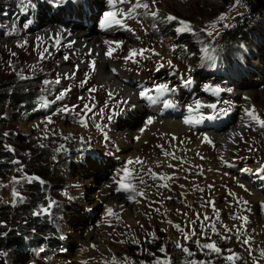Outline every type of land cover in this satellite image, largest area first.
<instances>
[{"label": "rangeland", "instance_id": "obj_1", "mask_svg": "<svg viewBox=\"0 0 264 264\" xmlns=\"http://www.w3.org/2000/svg\"><path fill=\"white\" fill-rule=\"evenodd\" d=\"M8 1L0 0V90L9 83L33 79L40 84L41 100L40 109L29 114L7 105L6 100L4 105L0 103V152H10L12 160L0 166V238L20 229L17 219L21 216L14 211L32 195L29 192L32 186L37 194L43 192L49 197L47 206L36 211L38 219L48 216L45 229L49 233L40 246L33 247L26 238L17 247H8L0 254V264H154L157 258L170 260L171 264H187L190 260L232 264L225 259L232 253L240 257L235 264H264L261 255L264 252V204L254 201L251 193L261 190V186L264 189V173L257 175L264 166V128L246 112L254 109L253 115L264 120V13L262 18L251 13L246 0L240 3L236 0H196L186 4H181L184 0H175L180 4L156 0L155 17L150 11L144 14V9L133 13L128 27L135 38L119 34L113 38L117 49L111 59L105 58V69L109 64L115 65L131 78H137V72H141L143 78L155 79L158 84L170 87L182 86L180 79L189 78L200 93L205 92L207 88L202 86L207 83L212 97H208L207 92L199 96L205 98L207 105L216 103L217 111L208 113L213 108L205 109L206 114L200 109L207 105H195L191 107L194 116L190 120L195 122L213 115L233 118L232 112H225L231 102L229 110L235 113V124L222 133H196L191 123L185 122L176 134L157 129L139 143L142 163L128 164L123 158V143L112 134L129 130L131 125L139 129L143 120L130 121L126 125L122 121L123 114L116 118L113 115L123 110L118 105L125 99L117 97L121 100L118 101L103 88L97 91L99 79L108 78L98 72L100 64H104L103 57L78 59L75 51L67 50L66 41H33L39 28L30 30V27L36 25L33 19L37 15L43 20L54 18L52 23L57 27L56 10H70L76 0ZM147 2L151 4V0ZM13 3L19 6L11 5ZM48 6L55 11H48ZM117 7L128 9L131 5L118 4ZM222 14L223 20L220 19ZM169 15L178 19L169 21ZM181 20L188 22L191 31H177L182 27ZM28 21L31 23L25 27ZM243 21H252L249 27L253 26L257 35L253 36L254 42L249 48L242 46L239 58H230V67L225 66L224 60L219 58L223 52L221 36ZM82 28L86 27L79 25L78 31L84 30ZM8 32L11 37H4ZM116 42H120V47ZM132 49L150 51L143 57L135 56V64L129 65L131 59L123 60L122 55L128 57ZM61 62L63 67L59 66ZM141 62H146V67ZM174 68L179 73L178 79L170 77L176 73ZM217 81L229 82L226 90L217 93ZM230 88L233 98V92H227ZM125 89L133 94L130 87ZM61 92L65 93L63 98L56 99ZM242 93L246 95L244 99ZM186 106H190L188 101ZM65 108L68 111H62ZM99 114L103 116L97 117ZM81 119L85 122L83 125ZM214 122L211 118L199 124ZM238 127L242 140L231 145L225 155H220L223 147L217 144L215 137H223ZM199 138L202 139L201 148L196 146ZM120 164L131 171L130 182L143 193L142 196L116 191V181L124 175ZM244 167L241 173L237 172ZM30 177L37 179L29 182ZM94 177L97 187L90 190L87 183ZM255 177L259 180L252 182ZM13 178L19 182H14ZM103 184H110L113 192L95 195ZM14 191L17 196L13 195ZM259 193L263 194L259 198L264 197V190ZM91 196L92 204H96L94 208L87 202ZM109 208L112 214L108 213ZM205 216L208 219H204ZM233 217H247V222ZM212 224L228 239L214 234L210 228ZM174 225H180L182 231ZM225 225L231 231H225ZM78 227L83 233L93 228L100 234V241L95 237L96 247L92 251L81 248L83 234ZM38 238L34 243L40 240ZM244 240L248 243H243ZM196 241L200 244L215 241L222 252L216 254L201 249ZM99 242L106 246L105 250L97 247ZM178 244L193 255L182 251ZM161 247L165 248V253L160 251Z\"/></svg>", "mask_w": 264, "mask_h": 264}, {"label": "bare ground", "instance_id": "obj_2", "mask_svg": "<svg viewBox=\"0 0 264 264\" xmlns=\"http://www.w3.org/2000/svg\"><path fill=\"white\" fill-rule=\"evenodd\" d=\"M61 1L64 2L65 0H61ZM159 1H163L164 4H171V2L172 3L175 2V4L176 3L180 4V2L178 1L176 2L175 0H159ZM195 1L196 0H184L183 1L184 3H181V4H186L189 2L194 3ZM75 2H76V5L71 7L70 10L68 9L56 10L57 11L56 15L59 19L57 20V24H58L57 27L52 23V21H54V18H52V20H50L49 18H46L43 20L37 15L35 17V20L33 19V22L35 21L36 25L34 27L32 26L30 27V30L32 29L36 30L37 28H39L38 30H36L38 33L34 36L33 41L36 40L40 43L53 41V40L54 41L59 40L60 43H63L66 41L65 46H67V50L70 52L75 51V55H77L78 59L80 58H83L84 60H86V58L101 59L103 57L104 64H100L98 68V72L100 76L107 75L108 78L102 77L99 79L98 81L99 88L97 91L101 92V88H103V89L108 90V93H111V95L115 96L114 97L115 99H118L117 97H120L123 100L125 99L123 104L118 105L120 107H123L124 109L122 111L120 110V111L114 112L113 115L115 114V118H116L117 115L123 114L122 118L124 119L122 121H124L126 125L130 121L131 123H137L138 121L143 120L142 124L140 125L141 127L140 128L138 127L139 129H136V127L131 125L129 130L123 131L121 133L112 134V137H114L118 142L123 143L122 144L123 146L120 145L122 147V150L125 151V154H123V158L127 162L129 160L133 161L132 164H134L135 161H137V158L141 156L139 154V151L141 152L142 147H139V143L147 140L150 133L156 131L157 129L159 130L161 129L162 131L163 129H165V130L174 131L175 132L174 134H176L178 130L179 131L182 130L185 119L190 120V118L194 116L193 112L187 111L189 109V107H186L187 101L190 97L200 94V91L199 89H197L196 83L191 81V83L183 84L182 86H178V87L169 86V89H174V91L166 92L164 95H162L159 98V100H157L156 103H151L148 100L141 98L139 93L141 92L142 89L144 88L152 89L156 85H158L155 79L153 80L151 78H143V74L141 72H137L138 73L137 78H131L127 76L123 72V70H120L119 67H116L115 65H112V64H109V67L105 69L106 60L108 59V57L109 59H111V55L114 54L117 49L113 43L111 44L105 43V41L113 42V38L116 36V34L109 33L107 31V27H101L102 22L107 23V21H105L104 14L106 12H109L112 8V6L109 5L108 0H76ZM105 4H107L106 7H105ZM47 8H48L47 9L48 11L49 10L55 11V9L51 10L49 6ZM92 17H93V20H91ZM96 22H98L97 26L94 25ZM68 23L72 24V26L68 25ZM123 23L126 25L125 27H119V26H114V27L119 28L120 35H127V36L133 37L135 34L128 27L131 21L127 19V20H124ZM79 25H82L86 28H82L84 30L78 31ZM69 27H72V29H70ZM110 48L112 49V53L109 56L106 53H108ZM105 58L107 59L105 60ZM68 62H71V59L68 60ZM145 63L146 62H141V65L143 67H146ZM128 64L133 65L132 60H130ZM63 65L64 63L62 62L59 64V66L61 67H63ZM137 69L139 70V68ZM116 83L118 84L120 83L121 86H119ZM127 86L128 88L130 87V89H139L140 92L138 93V96H136L135 94L136 92L133 91V94H131L128 90H126L125 87ZM202 87L207 88V83L203 85ZM178 89H186V94H183V92L178 94L177 93ZM150 95L155 96V92L150 93ZM240 95L243 97V99L246 96L243 93ZM118 101H121V100L118 99ZM165 102L171 104L172 106L165 107ZM195 105L197 104H193L191 105V107ZM159 106H162V110H158ZM101 115L103 116V114H99L97 117H101ZM210 117L217 119L220 122V124L223 125V127H225V125H227L230 121L233 120V118L228 117V115H222V116L213 115ZM91 118H95V117L92 116ZM149 118H152L151 123H148ZM101 120L103 121V119ZM196 121L190 124L191 129L195 128ZM87 122L91 123L90 121H87ZM231 125H233V123ZM225 129L226 128L221 129V130L220 129H215V130L198 129L199 131H196V128H195L193 131L196 133L197 132L222 133V131H224ZM239 132H240V128L238 127L236 130H231L230 132L228 131V133L224 134L223 137L222 136L220 138H217L218 136L215 137L217 140V144L223 147L222 148L223 151L219 152V154L221 153L220 155H222V153L223 155H225L226 152L229 151L231 145L235 146L238 142L242 140L243 135H239ZM201 144H202V139L199 138L196 146L199 147ZM167 161L168 160H165V162ZM124 167H125V164L119 165L120 170H123ZM244 169L245 167L241 168L239 173H241ZM92 176H95V175H92ZM258 180H259V177H255L252 179V182H255V181L257 182ZM95 181H97L96 177H94L92 180H89L88 183L86 182L87 187H89L90 190H93L94 188L97 187L94 184ZM262 188H263L262 186L259 187V189H262ZM81 192L83 191L81 190ZM109 192H113L112 186L110 184L108 185L103 184L99 187V192H95V195H98L99 193L106 194ZM251 193L252 195H254L253 197L254 201H256L257 203L261 202L264 204V197L261 196L259 198V195H263V194H260L259 191L256 192L255 190H253ZM92 199H93L92 196L88 197L87 199V202L91 203L90 208L96 207V204H92L91 202ZM78 229L81 232V227H78ZM81 234H83L81 248L83 249L87 248L89 251H92V249L96 247L95 237L98 238L97 241H100V234L96 233L93 230V228L86 229V231L84 233L82 231ZM99 243L100 244L97 245V247L98 248L101 247L102 250H105L106 246L102 244L101 242Z\"/></svg>", "mask_w": 264, "mask_h": 264}, {"label": "trees", "instance_id": "obj_3", "mask_svg": "<svg viewBox=\"0 0 264 264\" xmlns=\"http://www.w3.org/2000/svg\"><path fill=\"white\" fill-rule=\"evenodd\" d=\"M246 1L249 11L262 18L264 13V0ZM11 5H15V7L19 6L16 3ZM251 22L246 23L243 21V23L238 24L235 29L225 31L222 34L221 42L223 45V52L219 54V58L224 60L225 66L230 67L229 60L231 57L239 58L242 55L240 52L242 46L249 48L251 46V42H254L253 36H256L257 32H255L253 26L249 27ZM32 80H20L15 83H9L8 85L2 87L0 90V103L4 105V100H6L7 105L15 106L18 108V111H22L25 114L39 110V104L41 100L39 88L40 84L38 81ZM10 154V152H0V166H6V161H12L9 159ZM30 188L31 190L29 192L32 195L26 202L17 207V211H14V214H19V216H21L19 219H17L18 227H20V229L17 228L15 231L8 232L4 237L0 238V254H2L3 251H7L6 249L10 246L17 247L23 243L22 240H25L26 238L27 241H31V245L33 247L38 246V244L40 246L42 244L41 242L43 238H46L47 234L49 233V231L45 229L48 226V216L44 215L38 219V213H36L39 208H44L47 206L49 197L48 195H44L43 192L37 194V191L33 186ZM14 214L12 213L13 216ZM37 237H39L38 239L40 240L34 243V240Z\"/></svg>", "mask_w": 264, "mask_h": 264}, {"label": "snow or ice", "instance_id": "obj_4", "mask_svg": "<svg viewBox=\"0 0 264 264\" xmlns=\"http://www.w3.org/2000/svg\"><path fill=\"white\" fill-rule=\"evenodd\" d=\"M108 3H109V5L112 6V8L114 10L106 12L104 14L105 21H107V23L102 22L101 23V27H111V26L125 27L126 25L123 23V21L126 20V19H129V18H133V13H136L138 9H144L145 10L144 14H146V15L149 14V11H150V14L152 16L155 17L157 15V12L154 10L155 4H156V0H151V4H149L147 2V0H108ZM236 3H240V0H236ZM118 4L119 5L127 4V5H131V7H129L127 9V11H125L123 8H118L117 7ZM31 6L34 7V5H31ZM25 7H27V5ZM118 13L120 15H118ZM224 18H225V16L222 14L220 19L223 20ZM177 19H178L177 17L171 16V15H169L167 17V20H169V21H173V20H177ZM30 23H31V21H28V23L25 24V27H27L28 24H30ZM179 23L182 25V27L177 29L178 32L191 31V28H190V25L188 24V22H185V21L181 20V21H179ZM212 27L214 28L215 24H213ZM208 34L211 35V33H208ZM56 42L59 43V40H57ZM105 43L106 44H111L113 42L105 41ZM116 44H117V47H120V42H116ZM147 51H150V50L149 49H140V50L132 49V50H130L128 57H126L125 59L126 60H130L131 59L132 62L135 63L136 61L133 58L135 56H137V55L143 57V54L145 52H147ZM111 53H112V49L110 48L108 53H106V54L110 56ZM154 54L159 55L158 53H154ZM13 55H15V54L13 53ZM44 58L45 57L43 56V54H41V59H44ZM64 59L67 60L68 57L65 56ZM168 63L171 65V61H169ZM161 67H162V65H161ZM59 82H60L59 79H57L56 83H59ZM185 82L186 83H191V80H188V81H185ZM168 91H174V89H169V86L167 84H158L152 89H149V88L142 89L139 94H140L141 98L146 99V100H148L151 103H156L157 100H159V98L162 95H164L166 92H168ZM215 91L218 93L220 91V89H216ZM152 92H155V96L150 95V93H152ZM64 95H65V93L61 92L56 97V99H62ZM109 95L111 96V93H109ZM199 103L200 102L197 101V105H199ZM171 106H172L171 104L165 102V107H171ZM85 107L87 108V105H85ZM207 107L215 108L216 105H207ZM188 110H189V112H192L191 106H189ZM62 111H68V109L67 108L62 109ZM89 111H91V109H89ZM246 112H247V115H249L252 119L257 120L259 122L260 126L262 128H264V120H260L259 117L253 115L254 109L246 110ZM209 119H211V117H209ZM48 122L49 123L52 122L51 121V117L48 118ZM80 122H81L82 125L85 123L83 119H81ZM151 122H152V118H149L148 123H151ZM184 122L186 124H189V123H192L193 121L185 119ZM196 122L199 123L200 121H196ZM97 127L99 128L100 126L97 125ZM5 135H7V133H5ZM205 139H207V137H205ZM166 155H167V153H166ZM14 162L18 163L17 161H14ZM136 162L137 163H142V161H140L139 158H137ZM132 163H133V161H131V160L128 161V164H132ZM169 167H171V165H169ZM123 173H124V175L120 178V180L116 181V183L118 184V187L116 188V191L117 192L124 191V192H129V193L135 192L136 195H141L142 196L143 193L142 192H138L135 189V186L130 182L129 177L132 176L131 171L127 167H125L123 169ZM260 173H264V166H262L258 170L257 175H259ZM152 175H153V178H156V174L155 173H153ZM13 179H14V182H17V183L19 182L18 180H16V178H13ZM33 179H37V178L36 177L28 178L29 182H31V180H33ZM41 183H43V182L41 181ZM164 186L166 187L167 185H164ZM240 187L244 188V185L241 184ZM245 190L247 191V189H245ZM13 195L17 196L18 193H16L14 191ZM209 203H212V202H209ZM245 203H247V202L245 201ZM213 210L216 211L217 217H219V211L215 209L214 204H213ZM107 211H108L109 214H112V209L111 208H109ZM233 218H235V219H243L245 221V223L247 222V217H233ZM204 219H208V217L205 216ZM174 227L178 231H182L181 228H180V225H174ZM210 228H211V231L214 234L220 235L222 239H228V237L224 236L222 233L217 232L215 224L210 225ZM224 228H225V231H231V229H228L226 225L224 226ZM193 235H195V232H193ZM185 238L186 239L188 238L187 235L185 236ZM243 243L247 244L248 240H244ZM196 244L201 249L210 250V252H212V253L220 254L222 252V249L217 246L215 241L210 242V243H206V244H200L199 241H196ZM177 247H180L182 249V251L187 253L189 256L193 255V253L188 248L183 247L180 244H178ZM160 251L162 253H165L166 250H165L164 247H161ZM228 251H231V250H228ZM261 255L264 256V252H262ZM225 259H227L228 261H231L232 264H235V261L239 260L240 257L237 254L232 253L231 255H228L227 257H225ZM154 264H171V261L170 260H166L165 261V260H162L161 258H157L156 261L154 262ZM187 264H210V262L209 261L190 260V261L187 262Z\"/></svg>", "mask_w": 264, "mask_h": 264}]
</instances>
